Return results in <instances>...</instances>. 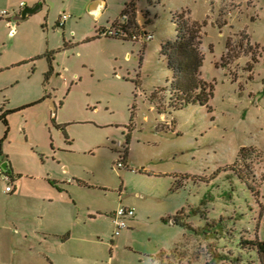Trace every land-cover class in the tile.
<instances>
[{
    "label": "rangeland",
    "instance_id": "rangeland-1",
    "mask_svg": "<svg viewBox=\"0 0 264 264\" xmlns=\"http://www.w3.org/2000/svg\"><path fill=\"white\" fill-rule=\"evenodd\" d=\"M92 1L0 0L9 17L0 19V110L39 102L8 116L4 141L0 123V159L22 176L18 199L0 193V264H259L239 244L264 242V0H103L96 22L86 13ZM132 3L152 41L97 39ZM20 4L41 9L10 35ZM182 12L201 25V79L212 96L174 110L160 50ZM47 180L73 185L58 195ZM40 192L61 197L75 224L80 206L91 211L85 243L55 248L26 233L36 225L26 204ZM119 206L134 216L113 238Z\"/></svg>",
    "mask_w": 264,
    "mask_h": 264
},
{
    "label": "trees",
    "instance_id": "trees-1",
    "mask_svg": "<svg viewBox=\"0 0 264 264\" xmlns=\"http://www.w3.org/2000/svg\"><path fill=\"white\" fill-rule=\"evenodd\" d=\"M128 7H131V4L126 5L125 9ZM173 24L175 26V39L173 42L163 44L160 50L161 55L166 61L167 69L171 74L170 106L174 110H181L188 105L207 106L212 96V92L208 84L201 79V68L204 61L201 51V25L192 21L187 12L176 14L173 17ZM132 25L134 27L131 28L130 14V23L127 28L128 30L125 31L126 38L119 41L131 42V33H136L140 30L134 15L132 16ZM46 60L48 62V72L46 73L47 81V78L52 71V59L50 57H46ZM37 104L39 103H33L12 111H4L2 109L0 110V123L4 130L2 141L6 140L9 132L7 117L9 115L31 108ZM51 121L54 126V117L51 119ZM243 151L244 150L242 149L239 155L242 154ZM122 155L123 159L126 161V148L124 149ZM6 163L8 162L6 161ZM7 171V175L9 176V174H11L9 163ZM239 179L243 181V178ZM181 215H183V212L180 214L177 213L174 216V224L178 222V219ZM164 223L167 224L168 222L165 220ZM180 225L190 230V228L184 224ZM239 247H242V249H246L247 251L254 252L257 256L259 264H264V242L258 241L255 238L253 241L239 244Z\"/></svg>",
    "mask_w": 264,
    "mask_h": 264
},
{
    "label": "crops",
    "instance_id": "crops-1",
    "mask_svg": "<svg viewBox=\"0 0 264 264\" xmlns=\"http://www.w3.org/2000/svg\"><path fill=\"white\" fill-rule=\"evenodd\" d=\"M26 6L27 5L25 4L24 5L20 4L19 7L17 8L18 9L17 11H14V10L12 11V16L19 14L21 10H23L24 8H29ZM5 19L7 21L9 20L8 14H7V18ZM113 21H111V23H113ZM136 23H137V18H136ZM65 25L66 23L63 25L62 28H64ZM137 25L139 26L138 23ZM40 103H42V101H40ZM51 107L54 108V112L52 111L49 112L48 118L50 121L53 117L55 118V111H56L54 104H51ZM12 110H16V109H12ZM51 125L55 129L58 128L57 125L53 126L52 123ZM63 139L66 140V142H68L66 139V136H64ZM4 158H5L4 162H3V158L0 159V166L3 163H6V161L8 162L7 157L5 156ZM126 161H127V156H126ZM10 169H11V174H9V176L11 177L13 181L14 190L11 192V194H5L4 193L5 183L2 180V178H0V193L2 195H5V197L10 202H12L18 199L22 194L21 186L18 187L17 185L20 182V179L22 178V176L17 173V171L15 170L12 164L10 165ZM55 182L52 180H47L48 186L54 189L55 191H57L58 195L65 193L67 190L66 187L73 185V183H69V182L62 183L64 185L63 187H65V188H62V187L57 186ZM34 189H37V188L35 187ZM58 195L54 193L51 195H47V197H43V195L40 192L39 198L30 197L29 202L26 204L31 209L30 211H27L28 217L30 218V220L34 221L36 225L33 228L29 227L26 233H29V232H34L35 234L40 233L42 237L50 238L52 241V245H53L52 247H55V248H58L60 246L61 247L67 246L71 243L72 240L76 241V243L78 244L85 243L86 242L85 235L89 230V225L87 223L88 221L89 222L91 221V219L93 218V214L91 213L89 209H84V207L80 206V209H78L77 214L78 216H84V219L79 220L78 224L73 223L75 211H72V214L62 212L59 209V202H60L61 197H59ZM31 201H34V202H31ZM50 201H52L53 203H50ZM72 204H75L74 201H72ZM41 210H44V212H39ZM174 216L175 215H170L167 218V221L174 220ZM3 222L4 221L2 219V216L0 215V228H4V225H2ZM39 223L42 225H39ZM56 261L57 259L56 257H54L53 262L55 263Z\"/></svg>",
    "mask_w": 264,
    "mask_h": 264
},
{
    "label": "built area",
    "instance_id": "built-area-1",
    "mask_svg": "<svg viewBox=\"0 0 264 264\" xmlns=\"http://www.w3.org/2000/svg\"><path fill=\"white\" fill-rule=\"evenodd\" d=\"M130 14H131V28L134 27L132 25V16L134 15L137 17L136 9L134 4H131V7L124 8L122 12L120 13L118 19H116L113 23L109 24L107 27H104L98 31L97 38L99 39H111V40H122L126 38L125 31H127L129 23H130ZM7 18L6 12L0 13V19ZM69 17L61 15L58 18L57 21V27L62 28L63 25L68 21ZM152 41V36H149L148 34L142 33L141 30H139L136 33H131V42L138 44L141 48L144 47L147 43ZM118 153L119 158L116 161L115 168L117 170H121L125 168L126 161L123 159L122 153L124 152V145L119 144ZM0 177L5 183L4 193L5 194H11V192L14 190L13 181L12 179L2 172L0 169ZM134 216V211L129 208L124 207H118L116 210L111 214V220L114 225V231H113V238H116L120 235V233L124 230H127L128 226L125 222L126 219H131Z\"/></svg>",
    "mask_w": 264,
    "mask_h": 264
},
{
    "label": "water",
    "instance_id": "water-1",
    "mask_svg": "<svg viewBox=\"0 0 264 264\" xmlns=\"http://www.w3.org/2000/svg\"><path fill=\"white\" fill-rule=\"evenodd\" d=\"M40 9H41V5L38 4V6H35L33 8H24L23 10H21L19 14L12 16L7 25L8 28L11 29L10 35L14 33L17 24L27 21L29 17L40 11ZM104 10H105V2L103 0H94L86 6V13L93 22H96L101 17ZM52 111L54 112V108H52ZM7 167H8V163H3L0 166V169L4 174L8 173ZM174 223H175L174 220L170 222V224H174Z\"/></svg>",
    "mask_w": 264,
    "mask_h": 264
}]
</instances>
